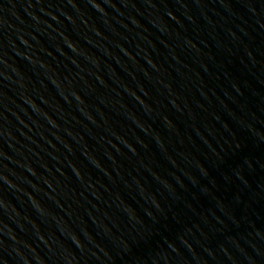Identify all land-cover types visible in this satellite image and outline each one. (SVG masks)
Returning a JSON list of instances; mask_svg holds the SVG:
<instances>
[{"label": "water", "instance_id": "water-1", "mask_svg": "<svg viewBox=\"0 0 264 264\" xmlns=\"http://www.w3.org/2000/svg\"><path fill=\"white\" fill-rule=\"evenodd\" d=\"M0 264H264V0H0Z\"/></svg>", "mask_w": 264, "mask_h": 264}]
</instances>
